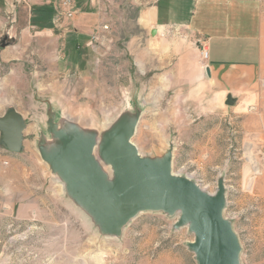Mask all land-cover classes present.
<instances>
[{"label":"rangeland","instance_id":"374dc122","mask_svg":"<svg viewBox=\"0 0 264 264\" xmlns=\"http://www.w3.org/2000/svg\"><path fill=\"white\" fill-rule=\"evenodd\" d=\"M3 7L0 43L4 37L8 43L0 45V115L15 108L25 129L22 152L0 147V264H197L187 246L193 234L178 224L179 210H138L116 230L107 229L102 213L43 157H64L56 132L86 139L95 163L114 184L103 145L112 132L128 128L129 141L151 166L168 156L176 176L207 194L220 188L222 220L237 239L239 264H264V70L254 84L227 92L213 84L172 86L165 70L147 72L142 85H123L129 64L122 42L136 27L120 14L111 13L108 29L101 26L112 35L102 41L91 23L94 13H82L86 7L80 21L79 14L57 17L54 9L50 24L30 27L27 46L15 48L18 4L13 22ZM130 9L124 6L122 15L132 19ZM74 26L89 32L85 64L74 65L81 59L61 34ZM147 49L159 52L158 44L149 42ZM200 56L206 59L201 50ZM183 73L191 77V71L179 70V79ZM139 93L146 99L136 100ZM229 95L232 105L225 104Z\"/></svg>","mask_w":264,"mask_h":264},{"label":"crops","instance_id":"0c3cea01","mask_svg":"<svg viewBox=\"0 0 264 264\" xmlns=\"http://www.w3.org/2000/svg\"><path fill=\"white\" fill-rule=\"evenodd\" d=\"M57 1L28 0L18 4L17 23L20 28L18 25L19 39L15 48H21L22 43L27 46L32 36L30 27L40 28L50 24ZM75 4L79 14L75 20H79L82 6L86 7L82 13H94L91 23L97 28L95 34L102 41L106 36L112 37L109 35L111 31L109 34L102 33L104 30L101 28L103 24L113 22L111 13L114 16L120 14L121 19L132 22L136 27L125 34L122 42V51L127 55L129 64L126 68L128 76L123 85H142L145 83L142 77L147 72L153 70L156 74L165 70L172 86L213 84L227 92L232 87L252 85L256 77L262 76L259 73L264 70V0H129L125 3L123 0H75ZM3 6L4 0H0V29L5 23ZM124 6L131 8L134 14L132 19L127 17V13L122 15ZM172 27L187 30L182 33L170 30ZM160 28L164 31L161 32ZM152 31L155 33L152 34ZM178 33L182 34L179 36ZM61 34L68 38L66 43H69V39L75 41L77 58L81 60L74 65L85 64L83 55L86 54L85 41L89 32L81 26H74ZM167 38L176 40L168 41ZM187 38L188 41L185 40ZM203 39L207 51L205 60L200 56L198 43V40ZM149 42L158 44L159 52L151 54L147 49ZM166 45L169 51L162 49ZM179 70L191 71V77L186 79L182 77L183 73L179 79ZM132 73L137 74L132 76ZM190 78L191 81H185ZM155 84L160 86L161 82L155 80ZM156 95L154 93L153 100L157 99ZM140 98L145 100V94L139 93L135 97L136 100Z\"/></svg>","mask_w":264,"mask_h":264},{"label":"water","instance_id":"95a60500","mask_svg":"<svg viewBox=\"0 0 264 264\" xmlns=\"http://www.w3.org/2000/svg\"><path fill=\"white\" fill-rule=\"evenodd\" d=\"M5 39L1 40V47L7 45ZM234 102L233 97L227 96L225 104ZM24 129L22 114L7 107L0 115V147L11 153L22 152ZM131 132V128L117 130L104 141L102 155L114 169V184L107 181L95 163L90 152L92 145L86 139L71 140L67 133L56 132L63 143L64 157H43L102 213L107 229L116 230L138 210L177 209L178 224H187L193 234L187 246L197 264H239L237 239L222 220L225 201L221 189L207 194L191 181L176 176L171 172L168 156L151 166L129 141Z\"/></svg>","mask_w":264,"mask_h":264},{"label":"built area","instance_id":"2783aa9c","mask_svg":"<svg viewBox=\"0 0 264 264\" xmlns=\"http://www.w3.org/2000/svg\"><path fill=\"white\" fill-rule=\"evenodd\" d=\"M28 0H4L6 7L8 8L9 19L11 22L15 21V9L17 4L27 2ZM77 8L75 6L74 0H58L55 6V16L64 17V18H72L77 14ZM103 29H108L107 25L102 26ZM200 44L201 53H203V57L207 56L206 51V42L203 40H198ZM4 163H7L6 161Z\"/></svg>","mask_w":264,"mask_h":264},{"label":"bare ground","instance_id":"6f19581e","mask_svg":"<svg viewBox=\"0 0 264 264\" xmlns=\"http://www.w3.org/2000/svg\"><path fill=\"white\" fill-rule=\"evenodd\" d=\"M58 127L61 129L65 126V123L64 121H62L61 123H57ZM132 145H134L132 142H131ZM135 146V145H134ZM49 146H47V144H45L44 146V152L45 153H49L50 152V147L48 148ZM58 153V152H57ZM138 155L140 156V154L138 153ZM59 156V155H58Z\"/></svg>","mask_w":264,"mask_h":264},{"label":"trees","instance_id":"16d2710c","mask_svg":"<svg viewBox=\"0 0 264 264\" xmlns=\"http://www.w3.org/2000/svg\"><path fill=\"white\" fill-rule=\"evenodd\" d=\"M68 39V38H67ZM68 44H70L71 45V48H73L74 49V51H75V48H74V44H75V41H74V39H69V43ZM73 46V47H72ZM76 52V51H75ZM78 54V52H76V56H78L77 55Z\"/></svg>","mask_w":264,"mask_h":264}]
</instances>
